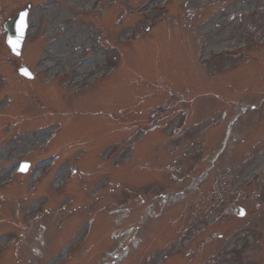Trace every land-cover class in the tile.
Listing matches in <instances>:
<instances>
[{
  "label": "rangeland",
  "instance_id": "rangeland-1",
  "mask_svg": "<svg viewBox=\"0 0 264 264\" xmlns=\"http://www.w3.org/2000/svg\"><path fill=\"white\" fill-rule=\"evenodd\" d=\"M29 1L34 6L31 27L22 56L16 58L6 47L5 38L3 41V24ZM50 1L54 3L47 8L44 3ZM117 1L113 0L112 8L106 11L111 16L101 18L99 11L111 6V0H102L101 9L95 12L90 7L93 0H0L1 184L17 161L23 159L26 150L32 146L40 148L43 138L25 137L37 128H60L50 151L63 155L64 171L75 168L71 184L60 192L54 188L58 187L64 171L56 174L57 183L53 179L55 171L51 172L49 178L43 180L37 196L32 194L37 180L27 181L26 185L19 181L8 188L0 186V199H7L3 202L7 213L0 223V264H98L103 252L115 245L110 237L112 230H116L114 222L123 218L119 229L127 233L140 219L126 222L129 205H124L123 198L134 191L132 194L137 195L149 191L154 197L143 207L139 206L140 209L134 212L132 209L136 215L143 210V226L120 264H264V244L256 250L248 245L247 250L239 248L245 249L243 243H248V233L254 223L262 225L258 237L264 234V149L261 152L258 149L264 146V113L260 112L264 107L257 115L241 110L255 103L254 96L258 99L264 96V70L256 64H248L230 73L223 61L218 73L205 72L198 62L200 48L196 45L189 58L190 39L194 37L182 27L180 19L185 16L187 6L193 5L191 17L197 18L191 19L195 23L193 31L201 32L202 22L211 18L216 10V7L210 8L211 4L203 7L202 2L206 0H179L169 14L161 13L164 22L158 29L125 45H120L121 39L134 30L142 28L143 32V28L150 25L147 22L152 13L143 19L140 16L144 11L127 16L132 7L143 0H131L134 5L130 0L119 1V6ZM224 1L225 6L236 5V12L240 11L239 15L244 17L242 24L246 22L243 28L249 25L252 28L249 29L251 37L255 33L264 34V0ZM219 3L220 0L212 5L219 6ZM121 8L126 12L125 17ZM257 15L262 19L255 18ZM213 20L209 24L219 21L212 23ZM259 25L263 28L257 32ZM213 30L205 37L208 42L214 41L211 39L215 37ZM239 34L240 31H233L230 35ZM242 40L238 36L232 44L237 45ZM256 44L251 49L253 59L250 61L258 60L264 69V42L257 40ZM224 45L228 44L212 46L210 43L215 49ZM114 51L120 52L118 58ZM105 58L118 63L110 72ZM80 61L91 67V73L85 76L88 83V75H91V82L87 85L83 82L77 89L78 84L73 87L71 82L83 80V75L78 73L83 68ZM21 65L29 66L35 73L34 81L20 77L17 68ZM53 75L61 78L53 82ZM71 86L73 89L69 88ZM61 87H67L68 92L63 94ZM172 89L182 91L180 95L185 101L192 98L195 102L190 117L182 115V111H186L184 104L174 97L169 98L168 90ZM219 94L237 100L236 107L227 110V117L224 115L221 121L215 120V116L219 109L229 108V105L218 99ZM166 96L165 101H169L163 111L145 113L150 104ZM239 114L243 117L235 127L230 145L215 161V154L221 150L226 122ZM147 120L161 130L140 132L139 126L145 127ZM180 120L182 123L178 124ZM201 147L205 150L198 152ZM171 149L174 151L170 152ZM177 149L183 150L181 156L174 153ZM34 151L36 159L48 154L36 148ZM190 153H194L192 162L204 157L203 167L199 166L197 172L205 167L210 169L209 174L202 175L203 183L194 189L192 203L181 197L159 196L160 190L170 184L178 185L170 178L171 166L179 159L184 162L185 155ZM255 177L258 179L254 180ZM111 187H114L112 193H108ZM177 189L182 187L178 185ZM101 190L105 191L106 204L98 202ZM41 194H45V198L50 195V213L38 224L25 225V218L31 219L38 210H35L36 200ZM64 198L67 204L74 198L79 205L72 211H63L60 204ZM180 199L182 201L176 203ZM117 204H123V215L113 218L102 210ZM238 205L246 208L245 218L235 215ZM218 207H223L221 214ZM199 224L204 229L198 228ZM210 233L212 242L208 237ZM12 236L21 238L18 245L10 246ZM261 242L264 243V237ZM69 252L74 253L71 262ZM65 257L68 260L63 262Z\"/></svg>",
  "mask_w": 264,
  "mask_h": 264
},
{
  "label": "water",
  "instance_id": "water-1",
  "mask_svg": "<svg viewBox=\"0 0 264 264\" xmlns=\"http://www.w3.org/2000/svg\"><path fill=\"white\" fill-rule=\"evenodd\" d=\"M8 29L10 32L8 44L13 49L16 55H20L22 40L26 32V20L24 19L22 21L19 18H16L13 23L9 24ZM21 72L28 78H31V75L27 70H22Z\"/></svg>",
  "mask_w": 264,
  "mask_h": 264
},
{
  "label": "bare ground",
  "instance_id": "bare-ground-1",
  "mask_svg": "<svg viewBox=\"0 0 264 264\" xmlns=\"http://www.w3.org/2000/svg\"><path fill=\"white\" fill-rule=\"evenodd\" d=\"M175 2H176V0L173 3H175ZM160 25H158L156 29H158ZM90 71H91V67L89 65H86L82 69L79 70V72L82 74L89 73ZM57 167H59V165Z\"/></svg>",
  "mask_w": 264,
  "mask_h": 264
},
{
  "label": "snow or ice",
  "instance_id": "snow-or-ice-1",
  "mask_svg": "<svg viewBox=\"0 0 264 264\" xmlns=\"http://www.w3.org/2000/svg\"><path fill=\"white\" fill-rule=\"evenodd\" d=\"M25 74H27V73H25Z\"/></svg>",
  "mask_w": 264,
  "mask_h": 264
}]
</instances>
